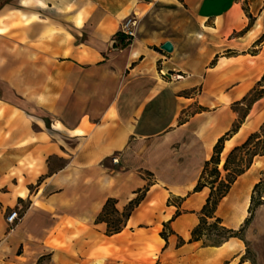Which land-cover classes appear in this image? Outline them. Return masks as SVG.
Returning a JSON list of instances; mask_svg holds the SVG:
<instances>
[{"label": "crops", "instance_id": "1", "mask_svg": "<svg viewBox=\"0 0 264 264\" xmlns=\"http://www.w3.org/2000/svg\"><path fill=\"white\" fill-rule=\"evenodd\" d=\"M246 1L255 28L242 0H0V264H250L238 238L191 241L204 164L236 121L231 106L264 77V42L247 51L264 0ZM132 15L136 38L109 52ZM157 20L178 37L156 34ZM262 124L264 98L221 158ZM262 171L254 158L218 204L226 228L241 224ZM138 195L106 235L105 202L121 213Z\"/></svg>", "mask_w": 264, "mask_h": 264}, {"label": "trees", "instance_id": "2", "mask_svg": "<svg viewBox=\"0 0 264 264\" xmlns=\"http://www.w3.org/2000/svg\"><path fill=\"white\" fill-rule=\"evenodd\" d=\"M125 47L126 45L124 44V37L118 32L116 35V42L114 44V48L122 49ZM256 87L264 88V77H262L261 81L256 85ZM256 87L248 94V96H251L252 93H257ZM261 98H264V90L259 92L255 97L250 100L249 104L246 106V111L242 115L240 120L235 121L231 129L217 140L215 146L213 147V154L211 158L204 164L200 178L197 182V185L194 187L193 192H199L203 188H208L209 194L206 199V203L200 212L199 225L191 233V241H202V244L204 246L216 247L220 246L222 243L226 242L230 238L240 239V237L234 230L219 226L221 225V221L215 216V212L218 207V204L228 194L233 183L238 179V177L244 174L251 167L254 158L264 156V146L259 149L255 147L254 149L249 148L252 142L259 143L262 141L261 143H264V140H261V138L264 137V124L260 126L257 132L251 134L241 146L233 148L228 153L222 167V171L224 174L221 173V171L218 169V166L220 164V155L222 153L224 142L230 139L234 134H236L241 124L243 123L245 117L248 115L252 105ZM246 99L247 96L244 97L241 101H245ZM240 104L241 102H236L234 105ZM240 150H246L250 152V160L245 166L234 165L233 168H230L229 165L231 156H233L234 153ZM207 178L209 181L206 180ZM256 193H264V180L260 179V181L253 187L252 196L250 198V207L248 209V212L250 214L252 212L251 205L254 200L253 195ZM141 199L142 195H138L124 208L121 213L116 210L114 200L109 199L105 202L97 220L106 224V235L111 236L118 234L125 228L126 221L128 220L132 211L138 206ZM177 215H179L178 212L176 213V216ZM208 220H213V223L209 224L207 222ZM248 222L249 219H246L245 224H247ZM208 230L220 231L222 232V234H225L226 237L222 242L213 241L210 244H205L203 242L204 238L206 237L204 235V232ZM159 235L165 242H167V235L165 229H163V231ZM181 243L183 242L180 241V244Z\"/></svg>", "mask_w": 264, "mask_h": 264}, {"label": "rangeland", "instance_id": "3", "mask_svg": "<svg viewBox=\"0 0 264 264\" xmlns=\"http://www.w3.org/2000/svg\"><path fill=\"white\" fill-rule=\"evenodd\" d=\"M242 11H243L244 17L246 18V22H247L246 27L248 26V28H250L253 25L252 27L255 28V24H253L254 19L252 18V16L248 12L246 0H242ZM262 11H264V10H260V12L257 14V18H256L257 19V25H256L257 30L262 32V36L255 42V44L253 46H251L247 50L249 53L250 52L254 53L255 50L253 48L255 46H258L260 43L264 42V19H262V15H264L262 13H264V12H262ZM154 23H156V24H153L152 28L154 29V32L156 34L168 35L169 37H174V38L178 37V33L175 30L171 29V25L164 24V23H162V21H159V20H157ZM191 28L193 31L194 25H193L192 21H191ZM243 30L237 34H233L232 37L242 35L243 33L246 32ZM224 53H227V52H224ZM256 88H257V91H256L257 93H255V94L252 93L251 96L247 95V99L245 101H239V102H241L240 105H234L235 104L234 103L231 106V109L234 110L236 113V121L240 120L242 115L245 113L246 106L249 104L250 100L253 97H255L259 92L264 90V88H259V87H256ZM261 140H264V137H262ZM261 142H259V143L252 142L250 144L249 148L254 149V147H255V148L259 149L262 146H264V143H261ZM249 153L250 152H248L246 150H240V151L234 153L233 156H231V158H230V165H229L230 168H233L234 165L245 166L248 163V161L250 160V154ZM224 162H225V159L221 158V156H220V164L218 166V169L221 171L222 174H224L222 171V167H223ZM260 179L264 180V171H262V176ZM206 180L209 181L208 178ZM251 196H252V194H251ZM253 196H254V200H253V203L251 205V209H252L251 214L248 212V209L250 207V203H249L248 209L243 214L245 217L243 218V220H242L241 224L238 226V228L234 231L238 234L241 241L243 242L244 255L240 261H247L250 264H264V193H256ZM246 219H249V222L247 224H245ZM220 221H221V225H219V226L225 227L222 224V219H220ZM207 222L209 224H212L213 220H208ZM204 235L206 236L204 238V241H203L205 244H210L213 241L222 242L224 240V238L226 237V235L222 234V232L215 231V230H208V231L204 232Z\"/></svg>", "mask_w": 264, "mask_h": 264}, {"label": "built area", "instance_id": "4", "mask_svg": "<svg viewBox=\"0 0 264 264\" xmlns=\"http://www.w3.org/2000/svg\"><path fill=\"white\" fill-rule=\"evenodd\" d=\"M139 28V20L135 15L129 16L126 18L121 26L119 33L124 37V44L127 46L131 45L133 40L136 38L137 32ZM116 42V38L113 39L112 46L109 49V52H112L116 48H114V44ZM120 49V48H119ZM113 163H117V158H112ZM20 215L18 209L10 210L9 213L5 217V223L7 225V232H11L15 225L19 222Z\"/></svg>", "mask_w": 264, "mask_h": 264}, {"label": "water", "instance_id": "5", "mask_svg": "<svg viewBox=\"0 0 264 264\" xmlns=\"http://www.w3.org/2000/svg\"><path fill=\"white\" fill-rule=\"evenodd\" d=\"M161 50H163L166 53H171L173 51V46L171 43L166 42V43L162 44Z\"/></svg>", "mask_w": 264, "mask_h": 264}]
</instances>
